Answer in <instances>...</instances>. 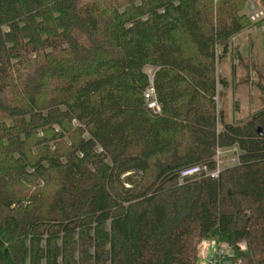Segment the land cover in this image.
Returning a JSON list of instances; mask_svg holds the SVG:
<instances>
[{
  "label": "trees",
  "instance_id": "trees-1",
  "mask_svg": "<svg viewBox=\"0 0 264 264\" xmlns=\"http://www.w3.org/2000/svg\"><path fill=\"white\" fill-rule=\"evenodd\" d=\"M255 1L0 0V264H201L204 240L264 264V108L216 99Z\"/></svg>",
  "mask_w": 264,
  "mask_h": 264
},
{
  "label": "rangeland",
  "instance_id": "rangeland-1",
  "mask_svg": "<svg viewBox=\"0 0 264 264\" xmlns=\"http://www.w3.org/2000/svg\"><path fill=\"white\" fill-rule=\"evenodd\" d=\"M253 8L261 13L259 18L252 19ZM244 12L251 26L231 39L227 56L217 64V75L226 84L218 82L217 105L227 123L246 121L264 108V4L259 0L250 2ZM153 70L151 66L146 68L149 74ZM201 264L206 261L203 259Z\"/></svg>",
  "mask_w": 264,
  "mask_h": 264
},
{
  "label": "built area",
  "instance_id": "built-area-1",
  "mask_svg": "<svg viewBox=\"0 0 264 264\" xmlns=\"http://www.w3.org/2000/svg\"><path fill=\"white\" fill-rule=\"evenodd\" d=\"M253 9L254 10L251 16L252 19L259 18L261 13H259L257 9ZM150 75L152 78L153 73ZM145 98L150 109H152L155 113H159L161 111L153 82L146 90ZM241 154L242 151L238 145L231 147L218 146L214 156V167H210V165L207 163L194 164L184 167L179 172L178 182L180 184L184 183L188 178L200 174H203L207 177L218 178L223 168L240 164ZM238 248L240 251H246L247 245L245 242H241L238 244ZM199 252L201 255H203L202 258L206 261V264H235L233 262V258L236 256L237 249L227 242L217 243L214 241L204 240L199 246Z\"/></svg>",
  "mask_w": 264,
  "mask_h": 264
},
{
  "label": "water",
  "instance_id": "water-1",
  "mask_svg": "<svg viewBox=\"0 0 264 264\" xmlns=\"http://www.w3.org/2000/svg\"><path fill=\"white\" fill-rule=\"evenodd\" d=\"M259 131L261 132V129H259Z\"/></svg>",
  "mask_w": 264,
  "mask_h": 264
}]
</instances>
